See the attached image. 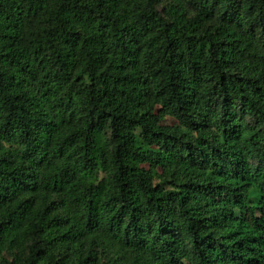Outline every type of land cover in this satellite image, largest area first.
I'll list each match as a JSON object with an SVG mask.
<instances>
[{
    "label": "trees",
    "instance_id": "16d2710c",
    "mask_svg": "<svg viewBox=\"0 0 264 264\" xmlns=\"http://www.w3.org/2000/svg\"><path fill=\"white\" fill-rule=\"evenodd\" d=\"M0 264H264V0H0Z\"/></svg>",
    "mask_w": 264,
    "mask_h": 264
},
{
    "label": "rangeland",
    "instance_id": "374dc122",
    "mask_svg": "<svg viewBox=\"0 0 264 264\" xmlns=\"http://www.w3.org/2000/svg\"><path fill=\"white\" fill-rule=\"evenodd\" d=\"M163 123L164 124H173L174 120L170 117H166ZM258 199H259V194L256 192V190L252 189L251 190V203L252 204L257 203Z\"/></svg>",
    "mask_w": 264,
    "mask_h": 264
}]
</instances>
